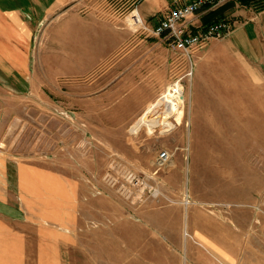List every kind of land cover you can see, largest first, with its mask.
<instances>
[{
  "label": "rangeland",
  "instance_id": "374dc122",
  "mask_svg": "<svg viewBox=\"0 0 264 264\" xmlns=\"http://www.w3.org/2000/svg\"><path fill=\"white\" fill-rule=\"evenodd\" d=\"M137 2L83 0L85 29L67 36L69 46H54L47 70L38 63L34 93L0 97V151L44 171L36 216L40 229L54 224V264L127 257L264 264V156H252L264 152V127L253 118L221 117L231 111L193 117L189 62L161 39L134 31ZM79 59L86 60L82 68ZM247 72L255 73L251 63ZM176 82L183 97L176 124L156 128L152 117L133 133L136 120ZM164 150L171 162L157 169ZM23 186L30 196L25 180ZM203 237L225 247L227 257Z\"/></svg>",
  "mask_w": 264,
  "mask_h": 264
},
{
  "label": "crops",
  "instance_id": "0c3cea01",
  "mask_svg": "<svg viewBox=\"0 0 264 264\" xmlns=\"http://www.w3.org/2000/svg\"><path fill=\"white\" fill-rule=\"evenodd\" d=\"M191 1L138 0L130 15H137L144 25L153 28L170 9ZM82 2L0 0V97L12 95L22 100L34 93L38 63L47 70L45 64L49 55L53 57L54 46H69L67 36L85 29L87 20L79 15ZM219 19H226L230 25L228 34L220 39L221 46L214 45L218 40H211L192 54L188 89L192 116L209 118L212 110L231 111L221 117L238 121L253 118L264 127V0H233L215 10H202L195 16V24L205 26ZM249 63L255 73L247 72ZM85 65L86 60L79 59V67ZM220 67L221 73L210 72ZM197 110L208 112L202 115ZM261 152L252 156H264ZM43 172L35 167L24 168L0 151V264H54V224L47 222L40 229L36 216L39 198L34 195ZM24 180L30 185V196L24 193ZM250 183V188L260 186L255 179ZM41 238L46 241L42 239L40 244ZM204 239L227 257L225 247ZM114 264L183 263L135 262L127 257Z\"/></svg>",
  "mask_w": 264,
  "mask_h": 264
},
{
  "label": "built area",
  "instance_id": "2783aa9c",
  "mask_svg": "<svg viewBox=\"0 0 264 264\" xmlns=\"http://www.w3.org/2000/svg\"><path fill=\"white\" fill-rule=\"evenodd\" d=\"M231 1L233 0H192L188 4L170 9L153 28L144 25L137 15H131V26L134 27V31L161 39L170 53L178 54L188 60L189 70L186 75L189 78L192 54L205 47L211 40L223 39L230 30L226 19H219L205 26H196L195 16L202 10H215ZM178 86L181 89V86L176 82L166 88L160 97V105L156 113L160 114L166 108V100L176 99ZM168 120L176 124L173 117ZM170 158L171 155L165 150L158 153L155 159L157 169L166 168L171 162Z\"/></svg>",
  "mask_w": 264,
  "mask_h": 264
},
{
  "label": "bare ground",
  "instance_id": "6f19581e",
  "mask_svg": "<svg viewBox=\"0 0 264 264\" xmlns=\"http://www.w3.org/2000/svg\"><path fill=\"white\" fill-rule=\"evenodd\" d=\"M177 86V85H176ZM177 96L176 99L174 98V100L172 101H165V109H163V112L161 111L160 114H157L156 111L160 105V101L156 102L153 106H151L144 114L141 115V117H139L136 122L131 126L130 130L133 133H137L148 121L152 120L153 118H157L158 120V125L156 126L159 128H164L166 126V124L168 123V119L169 118H178L179 115L182 112V92L180 87H177ZM157 105V106H156ZM167 116H166V115Z\"/></svg>",
  "mask_w": 264,
  "mask_h": 264
}]
</instances>
